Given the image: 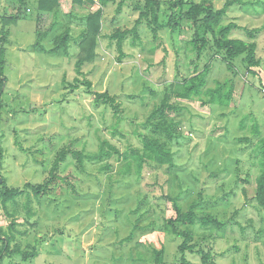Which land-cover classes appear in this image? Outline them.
Instances as JSON below:
<instances>
[{
	"label": "rangeland",
	"instance_id": "374dc122",
	"mask_svg": "<svg viewBox=\"0 0 264 264\" xmlns=\"http://www.w3.org/2000/svg\"><path fill=\"white\" fill-rule=\"evenodd\" d=\"M12 1L1 0L0 16L15 12L18 3ZM119 1H109L104 7L111 18L104 22L96 58L81 67L84 76L75 71L78 46L74 39L66 55L48 50L66 27L77 37L84 27L80 18L94 5L69 0L67 6L63 0L56 17L47 13V19L51 14L49 20L59 23L52 26L45 21V50L33 47L38 0H27L23 16L6 25L0 189L5 183L23 192L4 207L0 198V229L8 231L13 222L10 249L29 254L35 249L37 254L23 259L13 253L0 264H154L152 248L160 247L164 264H178L181 237L164 228L165 220L176 216L174 203L182 211L194 204L198 216L210 215L222 224L221 228L189 226L195 250L209 251L217 264H264V209L254 198L261 161L258 144L264 136L260 91L264 84V0H237L220 21L222 26L230 22L239 26L229 37L256 42L260 59V66L254 68L256 76L246 72L241 57L233 59L229 68L207 49L198 60L199 70L210 63L208 87L233 80V105L170 98L183 107L169 113L181 128V137L168 142L172 165L147 162L138 173L133 157H111L85 160L80 170L67 156L58 170L65 182L59 180L42 197H35L33 189L49 177L62 147L93 154L107 140L120 152L139 150L141 135L151 132L143 127L147 116L171 85L191 73L189 62L196 54L188 41L194 38L199 21L194 25L183 19L174 33L167 27L159 31L157 40L145 24L140 25V41L131 43V36L127 37L126 56L119 62L115 40L106 36L115 28L133 26L131 16H137L133 7L139 0H124L117 13ZM204 1L214 9L226 2ZM168 6L162 1L163 22L169 13L174 14ZM244 28L253 31L252 38ZM197 32L200 35L201 29ZM76 77L91 83L89 91L114 96L117 106L95 103L83 81L71 87ZM254 122L258 134L253 132ZM107 163L111 166L106 168ZM185 258L189 264H202L196 251L186 252Z\"/></svg>",
	"mask_w": 264,
	"mask_h": 264
},
{
	"label": "trees",
	"instance_id": "16d2710c",
	"mask_svg": "<svg viewBox=\"0 0 264 264\" xmlns=\"http://www.w3.org/2000/svg\"><path fill=\"white\" fill-rule=\"evenodd\" d=\"M18 3L17 9L13 13L3 14L1 17L2 27L0 30V111L3 106L2 93L5 88L6 77L4 75L5 66V49L3 43L7 40L8 30L6 25L10 22H15L23 16L24 8L27 0H14ZM12 1L11 3H15ZM78 5H83L85 2L91 5H96L95 10L87 12L80 19L82 20L84 27L80 31L77 37H73L70 28L66 27L59 35L54 38V46L48 50L54 54H68V44L74 39L78 46L77 61L75 62V71L78 76H84L81 67L85 63L92 62L96 58V49L101 35V19L103 16V9L107 2L113 3L114 0H98V4L94 0H71ZM139 1H142V5H138ZM134 4V10L137 12L136 19L133 26L129 29L115 28L112 33L108 34V39L115 40L114 44L118 52L117 60L120 62L126 53L123 50V44L127 37L131 36V43L140 41L138 35V26L145 24L147 29L151 33L153 40H157L159 37V31L164 28H169L172 33L178 28V24L181 20H192L194 25L197 24L194 38L189 40L188 43L191 46L192 51L196 54L194 59L189 62L192 67L190 75L182 82H176L165 92L161 102L156 105L150 114L147 116L143 127H149L151 129L150 134L141 135V148L139 150L132 149L130 152H120V149L108 142L107 140L99 143L98 150L93 154H86L81 150L70 149L62 147L56 154L54 161L49 169V177L45 179L41 184L33 189L36 198L42 197L46 194L50 188L59 180L65 182L66 177L58 174L59 167L63 163L67 156H71L77 169L83 170L85 160L101 161L105 158L115 157L116 159L127 160L129 157L134 158L136 165V171L140 173L142 167L147 162H155L159 165H172L173 153L168 146V142L181 137L180 122L175 121L169 117L170 112H177L183 107L177 102L171 101V99L177 100H193L197 99L203 105L216 104L220 106L233 105V80L225 82L216 81L215 86L210 88L207 86V76L209 73L210 63H207L201 70H199L198 60L202 53L207 49H212L214 56H220L231 68V61L236 57H241L243 66L247 73H253L255 76V67L260 66V59L257 57L256 50L257 44L255 41L244 40L241 38L229 37V33L239 27L233 22L226 25H220L222 17L226 14L228 7L234 4L237 0H226L223 7L214 9L211 5H206L204 0L200 2H193L192 0H139ZM162 1H166L169 4V9L175 14L174 9L187 5L184 10L177 12L175 15L170 13L167 15L168 21L163 22L161 20L162 15ZM124 0H120L117 3L116 11L120 12ZM141 3V2H140ZM1 4V0H0ZM62 0H38L37 9L40 12L36 17V29L35 33L37 39L33 44V47L39 50H45L42 45V40L46 37V32L43 31V26L47 20L46 14L55 13L60 8ZM67 4V3H65ZM68 6V4H67ZM169 11V10H168ZM165 12V11H163ZM51 23L52 26L56 25V20ZM50 25V26H51ZM201 29V34L198 35L197 30ZM247 34L252 38L253 31L244 28ZM83 81V84L88 87L87 92L93 95L95 103L109 104L112 108H115V97L110 96L107 92H91L89 91L91 83L88 80H80L79 77L74 78V83H70L71 87L78 86ZM171 98V99H170ZM253 132L259 133L258 125L254 122ZM258 152L260 154V173L256 177V186L254 198L257 204L264 209V136L259 139ZM2 153L0 151V157ZM111 164L107 163L106 168ZM25 186H30L26 184ZM0 198L4 207L5 203L9 200L16 198L23 191L19 188H9L5 183L1 185ZM176 216L165 220V230L174 236L181 237V242L177 246V251L180 253V260L178 264H189L185 258V253L194 251L201 254L202 264H217L209 251L195 250L196 244L193 243V232L188 229L189 226L199 224L201 227L207 228L213 226L214 228H221L222 224L210 215L198 216L195 212V205L191 204L186 211H182L176 203H174ZM179 225L186 226L183 229H179ZM13 222L8 225V231L0 229V262L4 256H8L13 253L21 254L23 259H27L29 256H35L36 250L28 252H22L19 248L10 249V242L13 239L12 229ZM131 238V236H128ZM154 264H164V249L152 248Z\"/></svg>",
	"mask_w": 264,
	"mask_h": 264
},
{
	"label": "crops",
	"instance_id": "0c3cea01",
	"mask_svg": "<svg viewBox=\"0 0 264 264\" xmlns=\"http://www.w3.org/2000/svg\"><path fill=\"white\" fill-rule=\"evenodd\" d=\"M66 2H67V4L69 5V0H65ZM62 4H63V0H62ZM98 4V3H97ZM62 6V5H61ZM70 6V5H69ZM96 6V5H95ZM106 8V7H105ZM104 8V9H105ZM103 9V16H102V19H101V23H102V27H101V32L103 33V26H104V22L106 21H108L110 18H111V15L109 16V15H106L105 14V10ZM92 10H95V7L92 9ZM92 10H90V11H92ZM50 16H51V14L48 16V19L47 20H49L50 19ZM136 19V17L135 16H131V20L133 21V20H135ZM54 20H49V24H51V23H54L53 22ZM57 22H56V24H58L59 23V20H56ZM118 21V20H117ZM140 25H142V24H140ZM140 25L138 26V30H139V27H140ZM70 28V27H69ZM159 36H160V34H159ZM256 71V70H255ZM259 78H261V77H259ZM261 80H263L262 78H261Z\"/></svg>",
	"mask_w": 264,
	"mask_h": 264
},
{
	"label": "built area",
	"instance_id": "2783aa9c",
	"mask_svg": "<svg viewBox=\"0 0 264 264\" xmlns=\"http://www.w3.org/2000/svg\"><path fill=\"white\" fill-rule=\"evenodd\" d=\"M95 2H96V0H94ZM96 3H98V2H96ZM261 93H262V95L264 96V84L262 85V87H261Z\"/></svg>",
	"mask_w": 264,
	"mask_h": 264
},
{
	"label": "water",
	"instance_id": "95a60500",
	"mask_svg": "<svg viewBox=\"0 0 264 264\" xmlns=\"http://www.w3.org/2000/svg\"><path fill=\"white\" fill-rule=\"evenodd\" d=\"M1 181V180H0Z\"/></svg>",
	"mask_w": 264,
	"mask_h": 264
}]
</instances>
